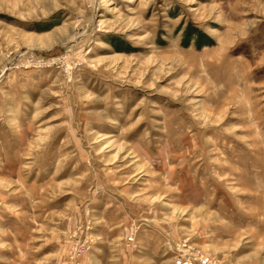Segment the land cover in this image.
I'll list each match as a JSON object with an SVG mask.
<instances>
[{"label":"rangeland","instance_id":"374dc122","mask_svg":"<svg viewBox=\"0 0 264 264\" xmlns=\"http://www.w3.org/2000/svg\"><path fill=\"white\" fill-rule=\"evenodd\" d=\"M183 240L264 264V0H0V264Z\"/></svg>","mask_w":264,"mask_h":264},{"label":"built area","instance_id":"2783aa9c","mask_svg":"<svg viewBox=\"0 0 264 264\" xmlns=\"http://www.w3.org/2000/svg\"><path fill=\"white\" fill-rule=\"evenodd\" d=\"M132 242V238L128 239ZM172 259L175 264H216L215 260L199 252L198 250L190 249L186 242L175 243L170 246ZM80 255V251L74 249L73 256Z\"/></svg>","mask_w":264,"mask_h":264},{"label":"trees","instance_id":"16d2710c","mask_svg":"<svg viewBox=\"0 0 264 264\" xmlns=\"http://www.w3.org/2000/svg\"><path fill=\"white\" fill-rule=\"evenodd\" d=\"M190 31H194L193 29H190ZM120 43V42H119ZM120 44H122V43H120ZM113 45V44H112ZM207 44L206 43H204V44H198L197 45V47L198 48H201V47H204V46H206ZM114 46V45H113ZM118 50H124L125 48H123V47H120V48H117Z\"/></svg>","mask_w":264,"mask_h":264}]
</instances>
